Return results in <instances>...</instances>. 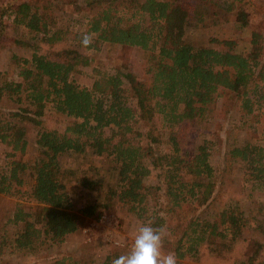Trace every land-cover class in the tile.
<instances>
[{"label": "trees", "instance_id": "obj_1", "mask_svg": "<svg viewBox=\"0 0 264 264\" xmlns=\"http://www.w3.org/2000/svg\"><path fill=\"white\" fill-rule=\"evenodd\" d=\"M44 1L15 0L0 13V42L8 28L6 18L12 19L11 25L28 30L34 40L15 42L28 48L31 57L13 55L0 77V101L9 98L25 104L9 113L0 108V144L8 149L0 194L22 200L11 220L22 228L13 238L2 236L0 257L6 249L30 251L39 242L62 243L88 220L100 221L118 203L150 220L153 227L164 228L166 218L150 212L154 189L145 185L154 168L166 184L170 211L188 215L173 230L177 261L264 264V245L243 238L256 220L251 212L232 204L217 219L198 214L210 206L220 183L206 142L194 154L184 151L192 123L212 113L224 96L236 95L247 114L258 112L264 117V18H253L242 0L228 5L219 0H47L43 5ZM61 5L71 6L87 21L86 32L73 33L70 26L55 28L52 15L39 11L54 6L61 9ZM200 6L204 12L198 11ZM229 14L235 15L239 28L251 29L248 51H236L233 40L211 39L227 50L197 48L187 40L192 27L211 18L227 19ZM83 34L93 36L86 49L99 50L109 43L122 53L144 50L148 78L136 76L123 65L115 74L98 71L92 87L74 83L73 73L90 63L80 50ZM126 84L137 102L136 111L129 105ZM49 105L55 114L74 119L63 132L45 127L42 119ZM140 121L161 123L169 130V152L157 153L152 144L159 139L151 134L152 143L138 140L142 134L135 125ZM28 124L39 129L34 161L27 159ZM88 152L110 159V170L117 177L115 187L103 176L86 174L74 179L60 159L65 154ZM229 156L241 164L246 182L264 186L262 145L253 140L234 144ZM27 173L32 184L23 176ZM69 186L87 198L85 203L78 206L74 202ZM258 213H264L263 206ZM120 255L115 252L103 261L84 264H112ZM51 264L71 263L57 260Z\"/></svg>", "mask_w": 264, "mask_h": 264}, {"label": "rangeland", "instance_id": "obj_2", "mask_svg": "<svg viewBox=\"0 0 264 264\" xmlns=\"http://www.w3.org/2000/svg\"><path fill=\"white\" fill-rule=\"evenodd\" d=\"M15 0H0V13L2 9ZM25 1V0H20ZM221 4H231L240 0H219ZM49 2V1H48ZM47 0L43 2L46 5ZM251 10L255 19L264 18V0H242ZM49 8V10H39L41 14L52 15L56 27L70 26L73 33H84L87 30V21L81 20L79 15L71 6L61 5ZM199 12H204V6L198 8ZM225 17L211 18L197 27H192L187 33V40L195 47H212L227 50L226 47L212 43L211 39L233 40L237 43L236 51L244 52L250 49L251 29H241L236 23V17L229 14ZM8 28L4 33V39L0 42V77L8 69V64L13 55L30 58L31 51L17 44L18 41L33 43V35L24 27L11 25L12 19L6 18ZM17 42V43H15ZM80 50L90 60L89 65L81 66L72 75L74 83L81 87H92L98 77V71L110 72L115 74L123 65H127L132 73L140 78L147 77L146 52L140 48H133L130 52L122 53L116 45L109 43L102 44L99 50L81 48ZM124 71V70H123ZM148 78V77H147ZM130 94L129 105L133 111L137 110V102ZM20 104L13 102L9 98L0 101V108L6 113L18 110ZM48 129H58L60 132L65 130V126L74 121L64 115L55 114L49 105L46 115L42 119ZM135 128L142 134L138 139L143 144L152 143L149 135L159 139L152 144L157 153L169 152L167 139L169 130L164 128L161 123L151 124L140 121ZM38 128L27 125V139L29 141V154L27 159L34 161L37 156L36 141ZM110 130H106V135L110 136ZM258 142L264 147V117L259 113L247 114L236 100V95L223 97L217 101L212 113L206 114L202 120H195L190 129L186 140L184 151L190 154L196 153L199 146L205 142L211 150V162L216 170L219 188L213 201L208 208L198 211L202 217L217 219L219 213L229 205H239L247 212H251L253 219L252 227L245 230L243 238L256 239L264 245V213L259 214L261 206L264 208V186L258 187L244 180L241 172V164L234 162L229 156V150L234 144L243 145L248 141ZM7 148L0 144V177L6 172L5 152ZM64 168L74 174V179L86 174L92 176H103L107 183L113 187L117 184V177L110 169V159L107 156L99 157L91 152L85 154H65L61 158ZM152 174L146 178L145 185L154 189L153 196L149 199L151 213H158L159 216L166 218L164 229V239L162 252L167 254L174 253V246L177 235L173 233L175 226L186 220L188 215L170 211L169 197L166 195V184L164 180H159L158 170L151 168ZM30 184L33 183L29 173L23 175ZM29 186V187H28ZM30 188L31 185H28ZM163 189L159 190L158 188ZM25 190V189H23ZM71 197L74 202L81 206L87 199L80 194L75 186H69ZM22 200L0 194V242L2 236L13 238L22 228V224L14 225L11 220L14 212ZM254 217V218H255ZM150 223V220L142 219L128 206L122 203L115 204L113 208L103 214L100 221L88 220L84 227L76 234L70 235L62 243H37L30 251H11L6 252L0 257V262L8 264H51L57 260H66L74 264H84L90 262L103 261L107 256L119 252L126 254L133 242L135 230L141 224ZM257 226H261L260 229ZM259 229V230H257ZM242 249V247H241ZM261 261H264V248L261 252ZM177 264H197L189 260L177 261ZM207 264V263H202Z\"/></svg>", "mask_w": 264, "mask_h": 264}, {"label": "clouds", "instance_id": "obj_3", "mask_svg": "<svg viewBox=\"0 0 264 264\" xmlns=\"http://www.w3.org/2000/svg\"><path fill=\"white\" fill-rule=\"evenodd\" d=\"M87 48L93 43L91 34H83L80 41ZM164 229L151 223L141 224L135 230L133 242L126 254L112 260V264H177L175 253L162 252Z\"/></svg>", "mask_w": 264, "mask_h": 264}]
</instances>
